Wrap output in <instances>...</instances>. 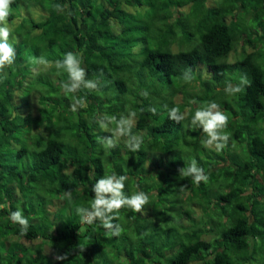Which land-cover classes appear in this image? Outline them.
Returning <instances> with one entry per match:
<instances>
[{
  "label": "trees",
  "instance_id": "1",
  "mask_svg": "<svg viewBox=\"0 0 264 264\" xmlns=\"http://www.w3.org/2000/svg\"><path fill=\"white\" fill-rule=\"evenodd\" d=\"M21 1L12 0L7 19L13 17L11 9ZM33 1L37 6L39 0ZM223 1L232 4L230 9L217 5L210 11L205 16L207 28L202 29L204 22L198 27L202 32L200 44L183 50L173 47L177 33L172 21L183 0H41L48 7L47 20L36 22L26 17L15 26L11 33L17 42L12 45L16 50L15 63L0 73V264H34L27 262L30 253L40 255L35 264H233L226 256L230 248L256 253L258 237H263L258 233L264 230V136L259 134L264 131V0ZM123 2L129 6L123 7ZM204 2L189 0L188 4L203 7ZM56 5H60L59 10ZM145 5L149 10H145L143 25L139 26L142 29L137 28L140 34L133 38L132 48L127 47L128 40L123 42L121 34L104 32L110 17L116 22L124 21L127 29L134 28L129 26L127 14L131 13L124 8L144 9ZM78 17L81 24L77 23ZM176 20L181 21L178 17ZM88 21L91 25L86 29L84 24ZM55 44L59 45L56 50ZM238 46L241 52L229 62L228 55L237 52ZM47 48L54 52L47 56L50 63L44 71L52 68L51 73L58 76L50 79L41 74L42 79L32 81L37 65L32 63L30 54L43 57L41 50ZM68 52L79 55L85 79L95 82L96 90L81 87L76 93L64 92L61 85L71 81L64 69L52 66ZM189 69L192 79L186 80L184 75ZM235 70L242 71V76L233 77ZM241 77L249 84L242 86L238 98L249 114L246 127L235 130L234 135L242 137L250 129L247 140L240 142L242 147L247 146L243 165L236 160H215L203 143L206 136L202 129L191 123L201 99H207L209 92L218 87L224 90L228 82L239 84ZM192 88L204 93L203 98L192 97ZM35 94L37 115L30 109ZM177 95H182L181 102H175ZM112 96H120L122 101L120 114L115 112L112 116L114 125L135 113L131 134L140 138L138 151L127 147L128 137L121 136L116 126L100 135L98 145L86 142L93 136L100 117L109 119L101 110L109 108L106 103ZM74 97L83 99L86 106L76 104L77 110L72 111ZM225 103L231 107L225 101L218 105L222 108ZM172 108L183 116L179 122L169 118ZM185 121L191 130L188 135L184 132ZM259 123H263L262 128L253 129ZM225 129L227 135L232 134L230 127ZM19 133L26 136L27 142L14 148ZM117 133L121 138H116ZM109 139L115 144L112 148L102 143ZM182 141L187 143L183 147ZM232 145L229 141L227 146ZM30 149L33 160L25 162ZM175 152V158L185 154L182 161L187 163L186 168L193 160L200 162L206 157L211 161L208 168H202L207 179L211 181L216 173L225 172L226 181H230L231 189L224 194L218 192V188L224 190L222 184L215 187L219 195L215 198L214 188L208 190L205 181L196 184L191 176L179 173L175 158L170 159V166L166 164L171 170L166 172L173 179L179 178L174 185L177 201L185 206L196 201L201 207L203 217L198 226L207 227L190 236L192 223L196 226L190 211L173 217L174 223L183 217L191 218L190 225H179L178 237H173L166 220L161 222L151 213L160 208L154 203L155 197L161 196L159 185L169 186L167 180L159 184L162 177L153 175L161 170V158ZM109 175L126 177L124 196L143 192L149 198L141 213L127 207L115 213L117 218L112 223L122 228L118 235H112L99 220L92 224L83 222L77 212L78 208H91L95 184ZM67 192L71 193L70 198L65 195ZM215 207L221 210L218 229L212 228L210 218ZM18 209L29 221L26 235H21V226L9 219ZM214 232L218 233L216 239L202 238L213 236ZM22 240L41 242L33 250ZM46 243L51 248L50 255L42 253ZM179 245L175 254H168ZM63 255L67 258L55 259Z\"/></svg>",
  "mask_w": 264,
  "mask_h": 264
},
{
  "label": "rangeland",
  "instance_id": "2",
  "mask_svg": "<svg viewBox=\"0 0 264 264\" xmlns=\"http://www.w3.org/2000/svg\"><path fill=\"white\" fill-rule=\"evenodd\" d=\"M33 1V0H32ZM30 0H23L21 1L17 7L11 9V13L13 15V17L11 19H8V27L11 30V33L13 31V29L15 28V26L17 27V25L21 22L22 18H26V17H30L32 18V20H35L36 22H43L46 21L47 18L49 17V12H48V7L46 6V8L44 7V5L42 4L41 0L37 1L38 5L35 6L34 5V1L32 2ZM204 4L203 7H191V4L189 5L188 2L189 0H183V2L180 4V7L178 8V10L176 11V13L173 15L172 17V21H173V26H174V30L175 33H177L175 35V39H176V45H174L173 47L175 48V50L178 48V50L181 48L183 49H187L191 44H200V39H201V34L202 32L198 29V27L201 25V23H205V16L207 14H209L210 11H213L218 7H222L224 6L225 8L230 9V7L232 6V4L230 2H224L223 0H204ZM188 4V5H187ZM124 6H129L127 4H125V2H123V7ZM128 11V13L130 12L131 14L127 16L129 18V26L133 25L134 28L132 29H127V25L125 24L124 21H120V22H116V18L114 17H110L109 18V22L106 23V27H103L104 32H109L112 33L114 36H117L119 34L122 35L123 37V42L128 40L129 45H127V47L132 48V41L133 38L136 37L138 34H140L138 29H142L141 25H143V20L145 19V15L147 14V12H145V10H149V7L145 5L144 9L136 7V8H131V7H127L124 8ZM124 13V12H123ZM264 18V14L261 15ZM176 17H178V19H180L181 21L178 22L176 20ZM239 18V16L236 14V18L235 21H237ZM77 23L81 24L82 20L78 17L77 19ZM128 23V22H127ZM206 24V23H205ZM85 28H89L91 25V22L88 21L86 24ZM3 26V25H1ZM138 28V29H137ZM207 28V24L203 26V30ZM14 32V31H13ZM41 34L44 35V30L41 31ZM49 35V34H48ZM14 35H10L9 36V43L12 44L14 46V44H16V37L14 38ZM173 42V39L171 41V44ZM173 43V44H175ZM58 44H55V46L53 47V49H57L58 48ZM170 47V46H169ZM135 48V47H134ZM136 49V48H135ZM247 49V48H246ZM247 51H250V49H247ZM54 50L48 49L45 51L41 50V55L44 58H47V56L49 55H53ZM241 52V48L240 46L237 47V52L235 51L234 54H230L228 55V61L229 62H233L235 61V59L238 57L239 53ZM36 53H31L30 57L31 58H35ZM39 57H41L39 55ZM48 60V59H47ZM29 61V59H28ZM48 66V65H47ZM47 66L44 65H37L34 69V76L32 77V81H36L39 79H42L40 76L41 74L44 76H47L52 79L54 76H58V73H51L52 68H50L48 70V72H45L44 70L47 69ZM55 65H53L52 67H54ZM33 69V68H31ZM242 71L239 70H235L234 74H232V76H237L240 77V74L242 76ZM229 73V72H228ZM228 73H226L228 75ZM39 74V75H38ZM56 74V75H55ZM129 81H131L129 79ZM196 86V83L194 84ZM223 85V84H222ZM197 87V86H196ZM222 87V86H221ZM225 87V86H223ZM165 92V91H164ZM189 93L191 94V96H196L198 95L200 98H203L204 93H201L199 91H197L196 88H192L189 89ZM239 93L237 94H233V95H229L227 94L223 89L221 88H217V89H213L209 92V95L207 97V99H205V97L203 99L200 100V105L199 107L202 108L204 107V105H206L205 103L209 102L211 100V102L214 100L218 103H220L221 101H225L228 102L231 107L228 104H223L222 108L220 107V111H222L227 117H228V125L227 127H230V129L232 130V134L229 133V140L226 144V146L222 149V150H216V148L213 147H209L210 154L212 157L215 158V160H227L230 159L232 162L234 160H236L237 164L239 165H243L244 161L246 160V155L244 154L243 151H245L246 147L245 145H243L242 147V143L240 142H245L248 138L249 135V131L250 129L247 128L248 132H244L242 133V137H237L234 135L235 130H243L246 125H244V122L247 118V114H249V109L246 108L245 106L241 105L240 101H239ZM111 101H109V103H106L109 105V108H104L101 111L105 112L108 116L109 119L107 120L106 118L102 119V117H100V123L98 125V127L95 129V132L93 134V136H89L88 139L86 140L88 145H91L92 143H94V145H98V140L100 139V135L104 134V133H109L112 131V129L116 126L113 123V115L115 114H120L121 111V107L119 106V103H122L121 101V97L117 96H112ZM182 100V95H177V97H175V102H181ZM31 107V111L33 115H37L38 114V105H37V94H35L34 96L31 97V103H30ZM192 107H195V105H192ZM198 107V108H199ZM231 108V110H230ZM117 109V110H116ZM184 115H186V111L184 112ZM235 117H238V120H235ZM108 118V117H107ZM130 117H126V119H129ZM248 119V118H247ZM132 121L133 124L135 122V118L132 117ZM232 122V124H230ZM185 129L184 132L186 133V135H188L190 133V129L187 121H185ZM262 124L263 123H259L257 126L253 127V129L255 128H262ZM264 126V124H263ZM224 133H228L226 131V129L223 130ZM114 133L115 130H113ZM261 136H264V131L262 130L259 133ZM234 135V136H233ZM19 137V142L15 143L16 145L14 146V148H19L22 143H26L27 142V138L24 134L19 133L18 135ZM116 138H121V136L117 133L116 134ZM123 139V138H122ZM229 141L233 144L232 146H227ZM22 142V143H21ZM14 143V142H12ZM12 143H10V145L12 146ZM21 143V144H19ZM185 144H187L186 142L182 141L181 142V146L183 147ZM182 151L185 152V149L182 148ZM178 155V152L173 153L172 155H168L165 154L161 159V165L159 166V168L161 169L157 174L155 173L153 176L154 177H162V179L159 181V184H163L164 181H168L169 186H162L159 185L161 188V196L160 197H155L156 201H154V203H156L157 206H160L159 211H155L156 213H153V211L151 212L153 214V216H158L159 220L161 222H164L165 220L167 221L168 225L172 227V234L173 237H178L176 235V232L178 231L179 225L183 224V225H190V221H188V219L190 220L191 218H186L183 217L180 220H177L175 223L174 218L173 217H177L180 212L182 211H190L191 213H193V220L194 223L196 224V226L193 225L194 230L190 231L189 236L191 234H195V231L201 232L203 230H205V228L207 226H202V224L200 226H198L200 220L202 219V210L201 207H198L197 202L192 201L190 203H188V205H184L183 202L177 201V199L175 198L174 195V185L176 184V180H178L179 178H175L173 179L172 174H168L166 172V170H169L167 168V163L168 166H170V159H174L176 156ZM185 157V154H182L181 157L179 156V158H175V160H177V166L178 169L177 171H179V173L181 172V169H185L186 168V164L182 161V159ZM188 158L189 155H188ZM179 159V160H178ZM33 160L32 159V150L30 149V151L28 152V155H26L25 157V162H29ZM200 161V160H199ZM197 165L203 169L208 168L209 164L211 163V161L209 159H207L206 157H202V161L197 162ZM23 166V165H22ZM223 166V165H221ZM171 170H169L170 172ZM205 183H207V187L208 190L214 188V192L212 193L213 195L215 194V198H218V194L215 193L216 189L215 187H219L221 184V188H223L224 190L221 192L218 188V192L224 194L226 192V190L228 191L229 189H231V187L229 186L230 181H226V173L225 172H221V173H216L215 176H213L211 178V181L209 179H207L205 181ZM248 191H251V187L248 186ZM185 196V195H184ZM183 196V197H184ZM144 211V210H143ZM142 211V212H143ZM220 208L219 207H215L212 211V213L210 214V218L213 219L212 224H214L212 226L213 229H218L219 227V222L218 218L220 215ZM227 213H230V209H227ZM143 215L146 214L145 212L142 213ZM264 223V219L262 221ZM208 229V228H207ZM134 228H132L130 230V233L133 234ZM215 233V232H214ZM262 233V239L260 238L259 234ZM258 239L259 242L256 245L255 251L256 253H254L253 255L250 254L249 251H239V250H235L234 248H230V250H228L226 252V256L232 261L233 264H264V230L259 231L258 233ZM212 239H216L218 237V233L213 234V236L211 234H207L202 236L203 239L209 241ZM41 240H35L34 242H27V241H23V243H25L27 246H30L31 249H35L36 246L38 245V243H40ZM25 247V246H24ZM180 247H174L173 249L168 251L169 255H173L177 252L178 248ZM23 247L20 248V250ZM42 253L44 255H50L51 254V248L49 246V243L44 244V247L42 248ZM40 255L37 253H30L28 258H27V262L29 263H34L39 260ZM69 256V254L67 255ZM7 257V255H5V258ZM153 264V263H152ZM158 264V263H157ZM161 264H168V262L163 263L161 261Z\"/></svg>",
  "mask_w": 264,
  "mask_h": 264
},
{
  "label": "clouds",
  "instance_id": "3",
  "mask_svg": "<svg viewBox=\"0 0 264 264\" xmlns=\"http://www.w3.org/2000/svg\"><path fill=\"white\" fill-rule=\"evenodd\" d=\"M12 0H0V73H4L6 67H9L15 63L16 50L9 43V36L11 35V30L8 27V16L10 15V5ZM56 8L59 10L60 5H56ZM32 63L35 65H49V61L44 57L32 58ZM81 59L78 54L73 52H68L64 55L63 60L55 61V66L57 69H64L68 75V80L71 83H63L61 87L64 92L67 93H76L81 87L90 90H96L97 84L92 80H86V72L81 67ZM191 70H187L184 75V79L191 80L192 76L189 75ZM249 84V81L241 77L240 83L233 85L228 82L224 91L229 94H237L243 91L244 85ZM145 96L147 93H143ZM192 103H196L195 100ZM76 104H81V107L86 106V103L83 99H78L74 97V103L71 106L72 111H76ZM155 113V109H151ZM135 116V113L130 114L129 119L121 118L116 124V128L119 131L121 136H127V147L131 151H138L140 147V138L131 134V127L133 125L132 117ZM169 118L173 121L179 122L183 119V116L179 114V110L172 108L169 112ZM115 119V118H113ZM192 125H199L203 133L206 136V139L203 143L208 147H215L216 150H222L228 140L229 136L224 133V129L228 125V117L220 111V106L216 102H209L205 107L198 108L191 121ZM108 148L115 146L114 142L109 139L103 141ZM181 173L185 176H191L193 182L199 184L201 181H206L207 176L204 174V170L199 167L195 160H193L186 169H181ZM126 177L116 175H109L107 177L101 178L95 184L93 191L95 192V197L91 203V208H78L77 212L80 214L83 222L88 224L94 223L96 220H99L102 226L105 229L111 230L112 235H118L122 228L119 224L112 223L117 217L115 213L123 207H127L133 212L141 213L144 210V206L148 204L149 198L143 192H137L131 196H124L123 189ZM69 198L71 193H65ZM9 219L16 224L21 226V235H26L29 221L23 215L21 210H16L11 213ZM66 255L56 256L57 260L66 259Z\"/></svg>",
  "mask_w": 264,
  "mask_h": 264
},
{
  "label": "crops",
  "instance_id": "4",
  "mask_svg": "<svg viewBox=\"0 0 264 264\" xmlns=\"http://www.w3.org/2000/svg\"><path fill=\"white\" fill-rule=\"evenodd\" d=\"M227 19H228V21H230V20H231L229 16L227 17ZM21 242H23V240H22Z\"/></svg>",
  "mask_w": 264,
  "mask_h": 264
}]
</instances>
